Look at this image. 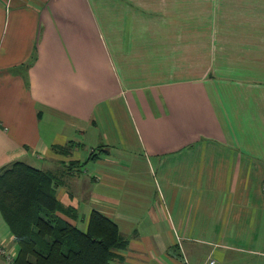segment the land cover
<instances>
[{
	"label": "crops",
	"instance_id": "0c3cea01",
	"mask_svg": "<svg viewBox=\"0 0 264 264\" xmlns=\"http://www.w3.org/2000/svg\"><path fill=\"white\" fill-rule=\"evenodd\" d=\"M18 160L78 228L116 224L109 264L264 256V0H0V169Z\"/></svg>",
	"mask_w": 264,
	"mask_h": 264
},
{
	"label": "trees",
	"instance_id": "16d2710c",
	"mask_svg": "<svg viewBox=\"0 0 264 264\" xmlns=\"http://www.w3.org/2000/svg\"><path fill=\"white\" fill-rule=\"evenodd\" d=\"M0 214L17 244L9 264H109L126 244L116 224L96 210L84 229L71 223L74 209L56 197L54 175L20 160L0 169Z\"/></svg>",
	"mask_w": 264,
	"mask_h": 264
},
{
	"label": "rangeland",
	"instance_id": "374dc122",
	"mask_svg": "<svg viewBox=\"0 0 264 264\" xmlns=\"http://www.w3.org/2000/svg\"><path fill=\"white\" fill-rule=\"evenodd\" d=\"M224 251V258L214 257L216 264H264V256L248 252Z\"/></svg>",
	"mask_w": 264,
	"mask_h": 264
},
{
	"label": "built area",
	"instance_id": "2783aa9c",
	"mask_svg": "<svg viewBox=\"0 0 264 264\" xmlns=\"http://www.w3.org/2000/svg\"><path fill=\"white\" fill-rule=\"evenodd\" d=\"M15 254L7 250L6 247L0 243V258L3 259L4 264H9L13 261ZM215 259H211L207 264H215Z\"/></svg>",
	"mask_w": 264,
	"mask_h": 264
}]
</instances>
